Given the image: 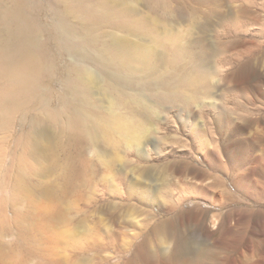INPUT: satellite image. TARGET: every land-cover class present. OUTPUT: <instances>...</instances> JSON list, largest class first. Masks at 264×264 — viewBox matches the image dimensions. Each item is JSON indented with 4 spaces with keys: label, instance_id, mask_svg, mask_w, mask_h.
Returning a JSON list of instances; mask_svg holds the SVG:
<instances>
[{
    "label": "rangeland",
    "instance_id": "374dc122",
    "mask_svg": "<svg viewBox=\"0 0 264 264\" xmlns=\"http://www.w3.org/2000/svg\"><path fill=\"white\" fill-rule=\"evenodd\" d=\"M241 1L264 23L261 0ZM176 3L162 14L187 5ZM232 12L227 31L193 35L213 46L207 94L153 98L146 111L117 100L141 141L110 130L96 143L47 122L46 157L0 177V264H185L175 248L189 236L209 247L207 264H264V30L246 31L249 19ZM47 80L64 93L61 80ZM102 105L109 114V97Z\"/></svg>",
    "mask_w": 264,
    "mask_h": 264
},
{
    "label": "bare ground",
    "instance_id": "6f19581e",
    "mask_svg": "<svg viewBox=\"0 0 264 264\" xmlns=\"http://www.w3.org/2000/svg\"><path fill=\"white\" fill-rule=\"evenodd\" d=\"M240 1L185 0L184 10L164 15L160 8L175 11L176 0H0V177L24 173L30 157H46L47 122L87 132L96 143L110 130L138 142L144 130L131 114L113 109L117 100L143 110L153 98L189 103L207 94L213 46L193 35L232 28L224 23L232 11L249 19L246 31L264 30L251 8L238 9ZM193 12L206 22L193 23ZM50 76L61 80L62 95ZM105 97L109 114H102ZM189 237L179 240L176 253L188 264H207L209 247H193Z\"/></svg>",
    "mask_w": 264,
    "mask_h": 264
}]
</instances>
